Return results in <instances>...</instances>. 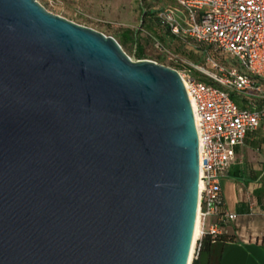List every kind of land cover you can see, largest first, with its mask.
Masks as SVG:
<instances>
[{"label":"water","instance_id":"water-1","mask_svg":"<svg viewBox=\"0 0 264 264\" xmlns=\"http://www.w3.org/2000/svg\"><path fill=\"white\" fill-rule=\"evenodd\" d=\"M198 189L175 69L0 0V264H191Z\"/></svg>","mask_w":264,"mask_h":264},{"label":"built area","instance_id":"built-area-1","mask_svg":"<svg viewBox=\"0 0 264 264\" xmlns=\"http://www.w3.org/2000/svg\"><path fill=\"white\" fill-rule=\"evenodd\" d=\"M156 17L169 35L210 46L236 59L245 71L221 64L209 51L212 72L192 63L182 73L176 70L193 110L199 142V233L193 260L204 235L216 238L237 219L235 213L224 210L221 180L234 161L235 147L248 131L264 123V104L239 108L231 97V93L252 92L264 99V0H172L157 9ZM192 68L221 87L199 80Z\"/></svg>","mask_w":264,"mask_h":264},{"label":"rangeland","instance_id":"rangeland-1","mask_svg":"<svg viewBox=\"0 0 264 264\" xmlns=\"http://www.w3.org/2000/svg\"><path fill=\"white\" fill-rule=\"evenodd\" d=\"M36 1L52 14L113 37L118 43L122 41V50L133 61L152 60L180 73L187 63H192L204 66L212 72V67L207 63L209 51V55L221 64H227L231 59L233 64L239 66L236 59L216 53L210 46L190 40L183 41L169 35L164 27L157 24L154 15H151L164 5L165 0ZM126 31H129L132 40L123 43L122 34ZM136 42L143 47V59L135 56ZM192 75H196L193 68Z\"/></svg>","mask_w":264,"mask_h":264},{"label":"crops","instance_id":"crops-1","mask_svg":"<svg viewBox=\"0 0 264 264\" xmlns=\"http://www.w3.org/2000/svg\"><path fill=\"white\" fill-rule=\"evenodd\" d=\"M229 61L225 65L237 66ZM261 85L264 87V82ZM233 100L239 108L264 104V99L252 92L235 94ZM221 190L224 210L235 213L237 219L223 228L220 236L226 241H212L208 264H264V123L248 131L242 144L235 147Z\"/></svg>","mask_w":264,"mask_h":264},{"label":"trees","instance_id":"trees-1","mask_svg":"<svg viewBox=\"0 0 264 264\" xmlns=\"http://www.w3.org/2000/svg\"><path fill=\"white\" fill-rule=\"evenodd\" d=\"M157 14V10L154 11L153 13H151V15H154V20L157 22V24L159 26H162V23L158 20V18L156 17ZM165 29V28H164ZM129 31H126V33H123L122 36L124 38V41H130L132 40V38L129 36ZM119 44L122 45V41H119ZM135 56L137 57V59H143L144 58V50L143 47L138 44L136 42V49H135ZM195 77H197L199 80L203 81L206 84H213L215 86L221 87L220 85L214 83L210 78H208L207 76L201 74L200 72L196 71V75ZM231 97L234 98L233 93H231ZM214 240H222V241H226V238H224V236H217L216 238H212L209 235H204L202 237V240L200 242V247L199 250L197 252V256L192 260L191 264H208L209 261V254H210V247H211V243Z\"/></svg>","mask_w":264,"mask_h":264},{"label":"bare ground","instance_id":"bare-ground-1","mask_svg":"<svg viewBox=\"0 0 264 264\" xmlns=\"http://www.w3.org/2000/svg\"><path fill=\"white\" fill-rule=\"evenodd\" d=\"M194 119H195V117H194ZM200 187H201V185H200ZM198 233H199V224H198V214H197L196 221H195L194 233H193L192 246H191V251H190V255H189V261H190L191 255L193 253L194 242L198 236Z\"/></svg>","mask_w":264,"mask_h":264}]
</instances>
